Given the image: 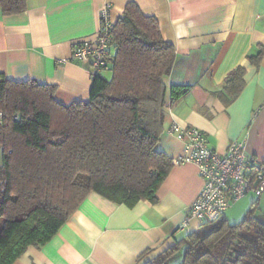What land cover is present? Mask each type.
<instances>
[{
  "label": "crops",
  "instance_id": "0c3cea01",
  "mask_svg": "<svg viewBox=\"0 0 264 264\" xmlns=\"http://www.w3.org/2000/svg\"><path fill=\"white\" fill-rule=\"evenodd\" d=\"M128 2L154 16L174 46L166 85L190 86L173 99L167 90L164 131L155 149L171 158L182 153L183 142L168 133L177 121L204 132L221 154L230 142L244 140L247 151L264 162V0H26L21 13L0 9V74L55 85L54 97L65 105L86 100L90 63L73 57L74 43L94 37L105 7L115 22ZM260 50L255 64L249 58ZM237 66L244 68V85L226 102L225 78ZM201 186L196 165L184 162L173 164L154 203L128 207L90 192L47 242L27 247L12 264H141L186 235L180 225ZM236 202L224 213L230 223L249 206ZM198 225L191 219L190 231ZM181 249L166 263L176 255L181 260Z\"/></svg>",
  "mask_w": 264,
  "mask_h": 264
},
{
  "label": "trees",
  "instance_id": "16d2710c",
  "mask_svg": "<svg viewBox=\"0 0 264 264\" xmlns=\"http://www.w3.org/2000/svg\"><path fill=\"white\" fill-rule=\"evenodd\" d=\"M0 9L21 13L26 0H0ZM112 37L111 75L91 74L86 100L65 105L55 99V85L0 74V264L47 242L90 192L128 207L157 201L174 164L155 149L166 92L178 98L190 86L166 85L174 46L135 2L113 22ZM261 55L249 59L257 64ZM243 74L237 66L226 76V102L241 91ZM259 196L238 222L222 215L199 223L156 257L143 260L144 252L138 261L167 264L182 248L178 264H264V223L255 217Z\"/></svg>",
  "mask_w": 264,
  "mask_h": 264
},
{
  "label": "built area",
  "instance_id": "2783aa9c",
  "mask_svg": "<svg viewBox=\"0 0 264 264\" xmlns=\"http://www.w3.org/2000/svg\"><path fill=\"white\" fill-rule=\"evenodd\" d=\"M113 22L108 7L100 12V25L92 39L74 43L73 57L88 60L91 74L101 73L109 66ZM1 115V112H0ZM168 133L183 142L180 155L173 163L191 162L196 165L202 186L188 208L180 228L190 231L189 221H213L246 194L259 196L264 190V163L248 152L244 140L230 142L225 153L213 149L204 132L192 126L172 121Z\"/></svg>",
  "mask_w": 264,
  "mask_h": 264
},
{
  "label": "rangeland",
  "instance_id": "374dc122",
  "mask_svg": "<svg viewBox=\"0 0 264 264\" xmlns=\"http://www.w3.org/2000/svg\"><path fill=\"white\" fill-rule=\"evenodd\" d=\"M103 76L106 77V78H109L110 75H111V72L109 70H106V71H103L102 72ZM257 196L253 195V194H246L244 197H242L241 200L237 201L238 203L239 202H247V206L249 205L250 206V202L252 200H254ZM236 202V204H238ZM248 206V207H249ZM246 209V208H245ZM240 210H241V207H240ZM243 210V209H242ZM229 213V212H228ZM245 213V212H244ZM230 221H233V217L230 215ZM255 217L262 223H264V190L262 191V194L258 200V203H257V208H256V211H255ZM182 252V249L181 251ZM183 253V252H182ZM182 258V257H181ZM180 262L179 260V255H176V259L175 258H172V260L170 261V264H178Z\"/></svg>",
  "mask_w": 264,
  "mask_h": 264
}]
</instances>
